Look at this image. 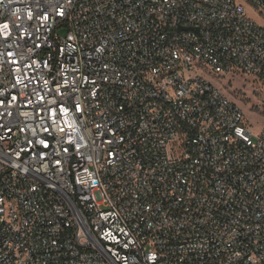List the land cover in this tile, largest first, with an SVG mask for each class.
<instances>
[{
	"label": "built area",
	"instance_id": "2783aa9c",
	"mask_svg": "<svg viewBox=\"0 0 264 264\" xmlns=\"http://www.w3.org/2000/svg\"><path fill=\"white\" fill-rule=\"evenodd\" d=\"M264 0H0V264H264ZM65 31L59 34V31Z\"/></svg>",
	"mask_w": 264,
	"mask_h": 264
},
{
	"label": "rangeland",
	"instance_id": "374dc122",
	"mask_svg": "<svg viewBox=\"0 0 264 264\" xmlns=\"http://www.w3.org/2000/svg\"><path fill=\"white\" fill-rule=\"evenodd\" d=\"M248 17L257 25L264 26V17L249 4H243ZM65 31H59L64 34ZM207 80L227 98L232 100L243 112L254 134L264 127V86L251 77L236 74L233 76H211Z\"/></svg>",
	"mask_w": 264,
	"mask_h": 264
}]
</instances>
